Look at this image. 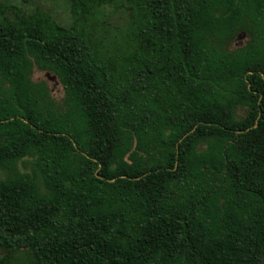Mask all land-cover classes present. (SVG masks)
I'll use <instances>...</instances> for the list:
<instances>
[{
  "label": "trees",
  "instance_id": "obj_1",
  "mask_svg": "<svg viewBox=\"0 0 264 264\" xmlns=\"http://www.w3.org/2000/svg\"><path fill=\"white\" fill-rule=\"evenodd\" d=\"M110 1L67 0L68 28L0 6V246L31 250L21 264H264V0H127L132 48L88 27ZM239 11L262 40L232 49Z\"/></svg>",
  "mask_w": 264,
  "mask_h": 264
},
{
  "label": "rangeland",
  "instance_id": "obj_2",
  "mask_svg": "<svg viewBox=\"0 0 264 264\" xmlns=\"http://www.w3.org/2000/svg\"><path fill=\"white\" fill-rule=\"evenodd\" d=\"M8 3H13L15 9L14 12L18 14H30L34 12H47L52 20L64 27H71L73 20L70 18L69 7L67 5V0H7ZM6 0H0V6L7 5L5 4ZM247 8L244 10L248 11L249 9H254V3L252 0H247L244 2ZM244 5L239 8L231 6L229 2L225 4V15L228 16L231 10H240ZM222 7V6H221ZM233 7V8H232ZM128 10L131 12V15L134 13L132 9L129 8L127 0H111L109 4L98 5L95 7L92 12L91 20L88 24L92 35L96 40L103 41L109 40V42H116L121 48V44L124 46L133 47L138 44V41L134 38L128 39V43L125 38V30H117L121 25L124 24L125 21V13L123 11ZM236 12H233L235 14ZM237 19V26L233 28L236 29L233 37L228 39V46L230 48H236L241 46L248 45L249 41H259L262 40L259 36L263 34V32H256L249 29V31H245V26H250L252 19L248 17L246 14L241 13L240 11L234 16ZM243 23V28H239L240 24ZM131 26V25H130ZM133 26V25H132ZM88 28V29H89ZM227 34L223 37L225 38ZM98 41V43H99ZM29 80L32 83H44L43 96L44 99H50L53 102L54 107L58 111L65 113L72 120V123H79V111L75 106L73 99L68 94L66 87L64 86L63 81L59 76L51 70L39 68L36 63L32 65L29 72ZM6 82L5 84H7ZM39 85H31L28 89L33 90L35 87ZM34 87V88H33ZM242 98H245L243 95ZM236 111H234V116L237 119L244 118L249 111L246 105L239 104ZM27 160V158H25ZM16 165L19 169L29 170V165L25 161L18 160ZM4 172L0 169V176H3ZM0 255H7L12 264H21V261H27L32 252L29 249L21 248V249H9L0 246Z\"/></svg>",
  "mask_w": 264,
  "mask_h": 264
}]
</instances>
